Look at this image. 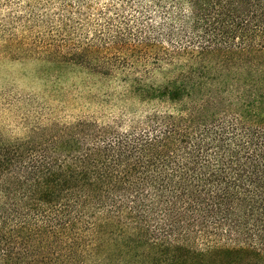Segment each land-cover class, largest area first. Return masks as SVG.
Wrapping results in <instances>:
<instances>
[{"label":"trees","instance_id":"obj_1","mask_svg":"<svg viewBox=\"0 0 264 264\" xmlns=\"http://www.w3.org/2000/svg\"><path fill=\"white\" fill-rule=\"evenodd\" d=\"M0 43L112 111L0 136V264H264V0H0Z\"/></svg>","mask_w":264,"mask_h":264},{"label":"rangeland","instance_id":"obj_2","mask_svg":"<svg viewBox=\"0 0 264 264\" xmlns=\"http://www.w3.org/2000/svg\"><path fill=\"white\" fill-rule=\"evenodd\" d=\"M1 49L0 46V136L5 139L23 138L32 126L50 117L72 121L86 114L95 113L102 118L112 115L111 109L50 98L48 91L56 84L45 81L42 63L7 57ZM61 85L67 89L83 87L78 82Z\"/></svg>","mask_w":264,"mask_h":264}]
</instances>
